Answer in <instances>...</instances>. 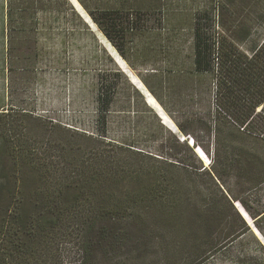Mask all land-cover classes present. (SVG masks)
<instances>
[{
  "label": "trees",
  "instance_id": "1",
  "mask_svg": "<svg viewBox=\"0 0 264 264\" xmlns=\"http://www.w3.org/2000/svg\"><path fill=\"white\" fill-rule=\"evenodd\" d=\"M77 1L123 68L109 58L115 69L94 86L95 132L51 124L30 106L0 112V264L129 259L140 254L135 214L156 210L168 211V264H264V196L250 199L264 192V0ZM54 6L80 21L67 0ZM8 64L38 69L34 58ZM126 64L156 99L137 80L128 101L140 99L158 128L157 114L171 128L163 108L182 134L211 130L207 168L169 130L155 153L108 136Z\"/></svg>",
  "mask_w": 264,
  "mask_h": 264
},
{
  "label": "rangeland",
  "instance_id": "2",
  "mask_svg": "<svg viewBox=\"0 0 264 264\" xmlns=\"http://www.w3.org/2000/svg\"><path fill=\"white\" fill-rule=\"evenodd\" d=\"M37 17L44 18V15L38 13ZM15 18L17 17L15 16ZM94 31H96L95 28ZM97 34L99 42L85 32L81 36L71 38L70 42H65V44L42 41L38 45L40 47L38 53L42 55L40 58L46 59H38V69L30 73L10 71L5 61L0 59V112L10 105H19L25 108L30 106L36 116H40L51 124L61 123L64 127L77 128L78 132H95L94 125L97 115L94 105V86L99 79L115 69L113 63L118 69L122 70L123 68L113 52L104 46L100 33ZM23 39L30 40L29 37H23ZM109 58L114 60H112L113 63L109 61ZM57 62L62 64L69 62L70 66L55 69ZM126 69L128 72L122 71L124 77L120 80L121 95L114 105L116 113L111 115L108 136L117 141L136 143V146L145 152L155 153L161 142L168 139L169 130L180 142L184 137L187 138L185 143L198 160L195 161V164L207 168L210 157L203 147L211 152L212 146L209 141L211 130L192 127L189 129V133L182 134L159 103L171 128H166L161 123L162 120L159 119L161 117L156 115L164 129L158 128L155 115L145 112L147 108L145 109L140 99L135 102L128 101L129 95L132 94L131 87L137 89L138 87H135L134 83L140 79L138 73L131 70L127 64ZM147 106L149 107V104ZM215 109V104L211 102V111L214 112ZM141 119H143V123ZM153 132L158 133L160 138L153 137ZM192 145L195 146V149L192 148ZM260 195L264 196V192L253 191L250 193V199L256 200ZM236 205L243 211L241 205L235 204L234 206ZM251 206L256 208L255 204ZM235 208L241 211L237 206ZM135 215L138 218L132 225L135 239H138L139 242L140 254H131L129 259H126L116 253L95 252L91 264H168V229L170 228L168 211L164 213L156 210L151 214L139 212ZM145 233L147 236L143 238ZM162 249L164 250L162 251ZM71 252L77 259L81 258L77 256L75 248H72Z\"/></svg>",
  "mask_w": 264,
  "mask_h": 264
},
{
  "label": "crops",
  "instance_id": "3",
  "mask_svg": "<svg viewBox=\"0 0 264 264\" xmlns=\"http://www.w3.org/2000/svg\"><path fill=\"white\" fill-rule=\"evenodd\" d=\"M38 1L15 0L14 2V0H0V59L5 61L8 69L9 59H46L40 58L42 55L38 53L40 48L38 45L42 41L65 44V42H70L71 38L81 36L85 32L98 42L100 39L97 33H100L106 42L109 43L77 0L75 1L88 16L91 24L76 10L70 0L67 1L73 11L79 16L80 21L73 19L70 11H61L56 8L54 6L55 0H49L52 2L53 7L47 10L38 9ZM28 4L33 6L27 8ZM38 13L43 14L44 18H38ZM93 26L96 31L92 28ZM23 37H29L30 40L26 41ZM17 52H20V54H17Z\"/></svg>",
  "mask_w": 264,
  "mask_h": 264
},
{
  "label": "water",
  "instance_id": "4",
  "mask_svg": "<svg viewBox=\"0 0 264 264\" xmlns=\"http://www.w3.org/2000/svg\"><path fill=\"white\" fill-rule=\"evenodd\" d=\"M110 44V43H109ZM111 45V44H110ZM113 48V47H112ZM115 50V49H114ZM119 56V55H118ZM121 58V57H120ZM121 60H123V59H121ZM125 62V61H124ZM139 83L141 84V86L144 88L145 86L143 85V83L141 82V81H139ZM138 89V88H137ZM139 90V89H138ZM147 90V89H146ZM139 92H140V90H139ZM147 92L149 93V95H151V93L147 90ZM141 93V92H140ZM152 96V95H151ZM153 97V96H152ZM154 98V97H153ZM155 99V98H154ZM158 115V114H157ZM160 117V116H159ZM181 137L183 138V135H181ZM180 139V138H179ZM189 143V145H190V142H188ZM236 207V206H235ZM238 210V209H237ZM238 212L240 213V215L243 217V219L246 221V223H247V225L249 226V227H251L252 226V221L251 220H249V222L246 220V218L244 217V215L247 217V219H249V217L247 216V213L243 210V213H244V215L238 210Z\"/></svg>",
  "mask_w": 264,
  "mask_h": 264
}]
</instances>
